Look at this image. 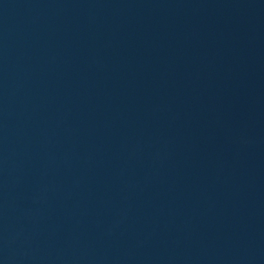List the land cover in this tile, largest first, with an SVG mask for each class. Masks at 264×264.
Here are the masks:
<instances>
[{
	"label": "water",
	"instance_id": "95a60500",
	"mask_svg": "<svg viewBox=\"0 0 264 264\" xmlns=\"http://www.w3.org/2000/svg\"><path fill=\"white\" fill-rule=\"evenodd\" d=\"M0 264H264V0H0Z\"/></svg>",
	"mask_w": 264,
	"mask_h": 264
}]
</instances>
